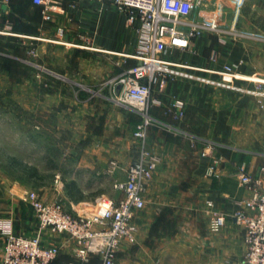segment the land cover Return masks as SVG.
<instances>
[{"label":"crops","instance_id":"1","mask_svg":"<svg viewBox=\"0 0 264 264\" xmlns=\"http://www.w3.org/2000/svg\"><path fill=\"white\" fill-rule=\"evenodd\" d=\"M241 1L236 12L232 0H202L203 9L194 17L202 21L220 4L221 26L228 29L234 22L240 32L264 35V0ZM84 4L86 0H53L50 20L45 21L32 0H0V94L16 98L23 113L17 124L27 127L24 144L44 138L47 128L68 144L70 154L63 160H75L70 181L81 197L69 198L60 183L61 191L41 198L52 202L64 197L73 214L94 212L92 201L99 196L115 201L121 197L113 183L125 179L126 168L138 157L133 132L140 120L137 113L110 103L108 90L98 88L136 64L128 55L135 52L133 27L138 23L128 26L110 3L107 7L114 9L106 18H87ZM190 49L192 53L170 50L168 57L197 68L239 65L241 74L264 83V42L203 33L191 41ZM32 51L34 62L28 57ZM187 71L193 79L169 81L153 93L160 105L151 109L147 148L159 163L144 195L145 206L133 216L134 242H122L115 264H242L241 227L229 219L218 232H210L207 224L210 209L229 216L240 200L250 197L238 185L237 165L244 164L252 177H262L264 186V98L260 106L250 92L256 90L255 83L236 82L245 90L239 92L202 80H217L213 73ZM77 93L89 96L79 100ZM175 100L183 102L180 119L170 109ZM6 121L0 119V124ZM9 157L17 156L5 154L6 161L0 163V225L15 235L32 236L37 220L21 200L25 188L3 178L8 173L3 169L16 171L8 165ZM109 159L119 163L113 174L105 171ZM212 164L215 174L208 175ZM78 171L83 175L77 178ZM94 186L96 194L88 197V187ZM52 243L60 245L56 262L75 260L74 244L65 235L43 233L42 244Z\"/></svg>","mask_w":264,"mask_h":264},{"label":"built area","instance_id":"2","mask_svg":"<svg viewBox=\"0 0 264 264\" xmlns=\"http://www.w3.org/2000/svg\"><path fill=\"white\" fill-rule=\"evenodd\" d=\"M108 1L124 15L127 25L134 26L137 37L135 52L128 57L136 60L120 74L100 84L110 99L120 105L133 107L139 116V123L133 136L139 144L137 159L126 168L125 179L113 183V189L121 194L118 200L105 196L96 199L98 211L90 214L69 213L60 201L45 202L32 191L25 192L22 200L27 203L37 220V229L32 236L15 235L9 226L0 225L3 239L2 264H115L116 253L123 241L134 242L136 227L133 216L145 206L144 195L159 163V158L146 148L148 129L153 124L151 109L160 105L153 93H160L169 81L178 78L193 79L187 70L198 69L218 76L217 80H206L215 86L242 91L238 81L260 85V80L244 76L239 65L224 63L217 69L193 67L181 61L169 59L170 50L192 53L190 43L203 33L239 37L264 42V35L238 31L234 22L228 29L221 26L220 4H215L212 16L202 21L194 15L202 8V0H96ZM237 12L242 1L232 0ZM41 7L43 20L49 21L53 0H32ZM236 19V18H235ZM61 30H59L60 32ZM264 82V81H263ZM250 91L264 97V92ZM260 103V100H258ZM174 118L184 115L183 102L175 100L170 104ZM119 169L116 160H111L106 173ZM215 164L207 168V174H215ZM238 185L250 192V197L240 200L238 209L226 215L214 209L209 210L208 230L218 232L230 219L242 229L245 253L244 264H264V186L262 177H252L244 164L236 166ZM65 235L74 244V261L56 263L60 251L58 244H42V234ZM93 259L97 261L92 262Z\"/></svg>","mask_w":264,"mask_h":264},{"label":"rangeland","instance_id":"3","mask_svg":"<svg viewBox=\"0 0 264 264\" xmlns=\"http://www.w3.org/2000/svg\"><path fill=\"white\" fill-rule=\"evenodd\" d=\"M86 2L88 3V5L84 4L83 14L87 18L101 19L102 16L106 18L107 16L106 14H108L109 12H111L112 9H114L113 7H107V5H109L108 1L98 2L96 0H86ZM28 57L31 59V62H34L33 60L36 59L35 58L36 56L33 51L29 53ZM35 64H36V60H35ZM35 69H36L35 71L37 72V67ZM261 84L264 83H260V85L255 83L256 87L262 86ZM103 90H99V91H103ZM258 91L262 92L260 88L258 89ZM92 95L97 96L98 94L93 93ZM76 96L77 99L83 100L87 98L89 95H85V94L81 95L80 93H77ZM255 96L258 98V100H260V103L257 101L258 104L262 106V98L264 97H259L257 95ZM109 97L110 95L108 92L106 98H108L110 103H113L120 107H124L132 113L135 112L133 107L128 105L117 104L113 102ZM15 99L16 98H13L11 95L7 96V94L4 93L0 94V119L5 121L7 120L6 121L7 125H4L5 123L0 124V163L4 164V162L6 161L5 154H11L13 156H17L15 157L16 159L20 160L21 162L22 161L25 162L24 164H26L29 167L35 168L37 171V176L35 178H28L26 175H24L22 172L18 170L10 171L8 169H3L5 171H8V173L3 175V178L14 181L18 185L24 187L25 192L32 191L38 194L42 198H46V197L48 198L49 197L48 195H50L51 193H57V191H61L58 187L60 183H65L70 181V178L73 175L71 174L73 171L72 168H74L73 161L75 160L74 159L73 161H68V159L63 160L65 158L64 156L70 154L67 153L69 151L68 144L60 142V137L54 134L53 132H51L49 128H47V130L45 129L44 138L41 139L36 138V140L31 141L29 145L24 144L23 140L25 137H27L26 136L27 127H22L17 124V121H21L23 113L20 107L18 105H15ZM133 138L135 141L133 143V146H135L138 152L140 142L137 139H135L134 136ZM146 148H147V137H146ZM111 160H115V159H109L107 162V166ZM58 166H60V168ZM54 167H58L57 168L58 170L55 169ZM78 173L79 176L75 175L77 178L80 177V175L83 172L81 173L80 171H78ZM95 187L96 186L92 188L88 187V190L86 191L87 193L86 195L88 197H91L94 194H96ZM22 198L23 197H21V200ZM96 199L92 201L95 208L93 209L94 212L98 211L100 208V207H95ZM60 202L63 205V208L66 210V212H68L69 208L65 198L63 197V199H61ZM1 264H2V260H1ZM242 264H244L243 261Z\"/></svg>","mask_w":264,"mask_h":264},{"label":"trees","instance_id":"4","mask_svg":"<svg viewBox=\"0 0 264 264\" xmlns=\"http://www.w3.org/2000/svg\"><path fill=\"white\" fill-rule=\"evenodd\" d=\"M7 163L14 169L22 172L28 178H35L37 176V171L35 168L27 166L26 164L22 163L20 160L16 158H13V157L7 158ZM64 189H65L67 196L71 199L76 200L75 198L81 197V193L73 181L65 182ZM96 261H97L96 259L92 260L93 263H95Z\"/></svg>","mask_w":264,"mask_h":264}]
</instances>
